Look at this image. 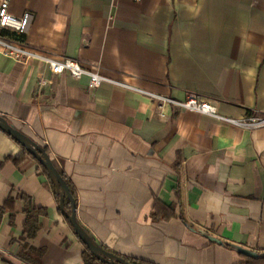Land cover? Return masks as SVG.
Segmentation results:
<instances>
[{"label": "crops", "instance_id": "crops-1", "mask_svg": "<svg viewBox=\"0 0 264 264\" xmlns=\"http://www.w3.org/2000/svg\"><path fill=\"white\" fill-rule=\"evenodd\" d=\"M9 2L33 13L34 50L178 100L196 93L225 117L264 116V0ZM89 83L0 52V114L47 147L95 239L148 264H264L230 247L264 252V126L169 105L161 118L145 94ZM29 205L46 209L34 237ZM86 250L37 159L0 130V264H86Z\"/></svg>", "mask_w": 264, "mask_h": 264}, {"label": "built area", "instance_id": "built-area-1", "mask_svg": "<svg viewBox=\"0 0 264 264\" xmlns=\"http://www.w3.org/2000/svg\"><path fill=\"white\" fill-rule=\"evenodd\" d=\"M33 13L26 11L22 16H16L10 11L9 0L0 1V52L7 57L27 62L36 60L49 66L51 71L56 74L70 73L76 78L87 75L90 78L89 88H98L104 81L138 91L151 97L157 104V114L161 118H166L168 113L165 106H176L181 109L196 111L202 114L220 118L230 124L246 128H258L264 126L263 117H251L245 119H234L222 116L218 113L217 107L196 93H189L184 100L164 96L150 92L129 83L111 80L100 74L98 71L84 67L81 62L71 57L53 58L42 52L30 48L24 36L28 32Z\"/></svg>", "mask_w": 264, "mask_h": 264}, {"label": "water", "instance_id": "water-1", "mask_svg": "<svg viewBox=\"0 0 264 264\" xmlns=\"http://www.w3.org/2000/svg\"><path fill=\"white\" fill-rule=\"evenodd\" d=\"M0 129L22 145L25 150L37 159V161L46 169L49 178L55 187L56 193L59 195L60 208L63 215L68 219L75 234L86 245L90 253L99 261L106 264H135L127 258L105 248V246L100 244L89 230L79 222L77 218V201L71 192L68 182L62 176L46 148L38 144L30 136L15 126L6 116L1 114ZM66 199L70 201V208H67L66 206ZM203 234L212 242H216L220 245L225 244L222 240H219L206 232H203ZM230 247L246 257L252 259H264V252L259 253L235 244H230Z\"/></svg>", "mask_w": 264, "mask_h": 264}, {"label": "trees", "instance_id": "trees-1", "mask_svg": "<svg viewBox=\"0 0 264 264\" xmlns=\"http://www.w3.org/2000/svg\"><path fill=\"white\" fill-rule=\"evenodd\" d=\"M45 148L47 150V147H45ZM47 152H48V150H47ZM8 159H12L16 163H19V161H21L22 158L9 157ZM38 164H39L41 170L49 177L46 169L39 162H38ZM61 174L65 178V180L68 182V184L71 188V192L76 199V195H75L69 181L67 180V178L65 177V175L62 172H61ZM49 180H50V178H49ZM50 183H51V186L53 188V191L55 192V195L59 199V195L56 193L55 187H54L53 183L51 182V180H50ZM76 201H77V199H76ZM66 206H67V208H70V201L68 199H66ZM155 208H156V206H155ZM25 209L27 212V221L25 224L24 233L26 234L27 237H34L40 228L39 216L45 214L46 209L41 208V207L32 206V205L27 206ZM128 260H130L131 262H133L135 264H148V263H144V262H137L136 260H132L129 258H128ZM84 261L86 264H98V260L96 259V257L93 256V254H91L88 250H86L84 253Z\"/></svg>", "mask_w": 264, "mask_h": 264}]
</instances>
